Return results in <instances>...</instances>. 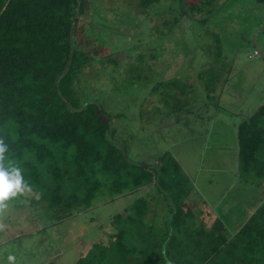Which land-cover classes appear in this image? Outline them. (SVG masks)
Wrapping results in <instances>:
<instances>
[{
  "label": "rangeland",
  "instance_id": "obj_1",
  "mask_svg": "<svg viewBox=\"0 0 264 264\" xmlns=\"http://www.w3.org/2000/svg\"><path fill=\"white\" fill-rule=\"evenodd\" d=\"M183 1L160 0L140 7L139 0H82L84 11L73 37L75 47L90 57L73 88L81 104H97L109 123L107 137L134 162L156 165L157 156L167 149L181 159L188 176L187 201L201 219L205 210L216 217L229 209L232 213L238 204L262 203L264 197V185H254L258 175L245 182L232 173L236 139L225 117L232 114L223 108L216 119L200 123L213 113L210 103L217 97L203 96L211 83L209 71L225 58L239 63L262 58L255 48L264 56V0H186L182 7ZM197 13L213 15L196 21ZM215 59L221 63L215 65ZM239 63L236 81L227 88L237 104L238 97L243 102L246 95L255 103L264 98V64ZM200 68L203 74L198 75ZM189 99L188 113V107H179ZM203 100L207 106L197 107ZM258 155L264 161V145ZM96 172L102 184L90 205L68 217L61 208L48 206L42 196L46 187L8 201L0 217L6 226L0 231V264H9L8 255L16 257V264L74 263L93 243L107 242L112 217L139 196L155 212L164 211L163 196L153 185L119 195L109 187L106 173Z\"/></svg>",
  "mask_w": 264,
  "mask_h": 264
},
{
  "label": "trees",
  "instance_id": "obj_2",
  "mask_svg": "<svg viewBox=\"0 0 264 264\" xmlns=\"http://www.w3.org/2000/svg\"><path fill=\"white\" fill-rule=\"evenodd\" d=\"M158 1L139 0V5ZM83 11L82 0H0L5 165L18 166L36 194L46 187L42 196L48 206L61 208L67 217L90 205L102 184L94 176L97 170L106 173L119 195L153 185L165 209L159 214L145 197H137L112 217L106 243H93L69 264H264V197L238 226L210 210L198 219L187 201L188 176L171 152L158 155L156 165L134 162L107 137L109 123L97 104L80 103L73 81L90 56L75 47L73 35ZM211 15L193 18L205 21ZM263 118L264 103L237 125V168L245 182L258 175L255 186L264 185L258 155Z\"/></svg>",
  "mask_w": 264,
  "mask_h": 264
},
{
  "label": "crops",
  "instance_id": "obj_3",
  "mask_svg": "<svg viewBox=\"0 0 264 264\" xmlns=\"http://www.w3.org/2000/svg\"><path fill=\"white\" fill-rule=\"evenodd\" d=\"M195 1V0H193ZM220 1V0H219ZM200 14V13H199ZM195 17H199L198 13ZM255 50H257V48H255ZM250 56V55H249ZM246 59V60H245ZM244 60H242L239 63V59L237 58H225L224 61H222V64L220 66L215 67L213 70H210V77L208 78L207 81H210V85L208 87V94L206 95L204 93V97L206 98L207 96H209L210 94L214 93V96H217L216 99L214 101H212L210 103V105L212 107H214L213 109V113L211 115H207L208 118L205 119L207 116L202 118V121L200 123H202L204 120H207V122L211 121V118L216 119L218 116V113L224 108L226 110L227 113L232 114L231 117L228 115H225V117H228V121L229 125L233 131V135L234 138L236 139L235 142V158H236V162L234 163L233 167H232V173L237 176V178H240V174H239V170L237 168L238 165V141H237V125L239 122H241L243 119H245L246 117H248L249 115H251L261 104H263V97H259V99L255 102V103H250L251 101L254 102V100H250L248 98V95L245 96L244 101H239L240 100V96L238 97V104H240V106H237V97L234 95V92H231V90H229L227 88V86L229 85V82H233L236 81L235 76H237L236 74L238 73V68L237 65L239 63V65L244 64L243 67L247 66H258L260 67L261 65L264 64V58H259V59H254V60H247V58H245ZM211 60V59H210ZM210 60H207L202 62L201 65L207 64L209 63ZM220 59H215L213 60V63L215 65H219L221 62ZM158 64V63H157ZM224 65V66H223ZM196 73L198 75L203 74V68H200L198 70H196ZM172 74H171V80H173L172 78ZM190 81H187V85H189ZM230 85H235L234 83H230ZM152 90L155 89L154 86L151 87ZM262 91V90H261ZM217 92V93H216ZM219 93V96H218ZM217 94V95H216ZM213 96V95H212ZM225 98V99H223ZM242 102V103H241ZM193 105V104H192ZM250 106L249 108H253V109H247V106ZM190 99L189 100H185L183 101V104L179 107L182 109H186V107H188V109L186 110V112H191L190 110ZM202 106H207V102L206 100H203L202 103L200 105H198L197 107H202ZM233 106V107H238L237 110H232L231 112L229 111V108ZM221 108V109H220ZM200 110V109H199ZM207 113V112H206ZM236 113V114H235ZM201 119V118H200ZM220 119V118H219ZM227 119V118H226ZM194 120L198 121L199 119H196V117L194 118ZM213 121V120H212ZM221 121V120H219ZM208 131L205 132L204 135H202V137L205 139H207L208 136ZM165 151H170V149H167ZM164 152V151H163ZM172 156L174 157V159L178 162V164L180 165V168L183 172H187L185 167L183 166V162L181 161V159H179L174 152H171ZM157 160V159H156ZM155 160V163H157V161ZM202 202H205V198H201ZM244 206H240V204L236 205L235 207L231 208L233 210L232 213H229V210L226 212V214L224 213H219L216 217L218 218L219 215H222V219L225 221L226 224L230 225V226H238L241 222H243L252 212L254 205L253 204H243ZM227 213L228 216H227Z\"/></svg>",
  "mask_w": 264,
  "mask_h": 264
},
{
  "label": "clouds",
  "instance_id": "obj_4",
  "mask_svg": "<svg viewBox=\"0 0 264 264\" xmlns=\"http://www.w3.org/2000/svg\"><path fill=\"white\" fill-rule=\"evenodd\" d=\"M8 146L0 138V217H3L5 210L9 207L8 201L17 196L31 194L32 188L24 181L21 169L9 163L5 165ZM6 226L0 222V231ZM9 264H16V257L8 255Z\"/></svg>",
  "mask_w": 264,
  "mask_h": 264
},
{
  "label": "water",
  "instance_id": "obj_5",
  "mask_svg": "<svg viewBox=\"0 0 264 264\" xmlns=\"http://www.w3.org/2000/svg\"><path fill=\"white\" fill-rule=\"evenodd\" d=\"M256 53L259 54L260 57L264 58V56L262 54H260L258 50H256Z\"/></svg>",
  "mask_w": 264,
  "mask_h": 264
}]
</instances>
